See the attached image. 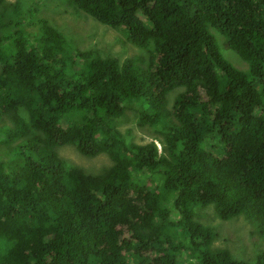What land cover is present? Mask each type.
Segmentation results:
<instances>
[{
    "label": "trees",
    "instance_id": "trees-1",
    "mask_svg": "<svg viewBox=\"0 0 264 264\" xmlns=\"http://www.w3.org/2000/svg\"><path fill=\"white\" fill-rule=\"evenodd\" d=\"M68 2L139 51L70 47L0 0V264H251L212 246L198 212L243 214L264 237V0ZM146 124L160 150L134 134ZM68 145L111 163L85 172Z\"/></svg>",
    "mask_w": 264,
    "mask_h": 264
},
{
    "label": "rangeland",
    "instance_id": "rangeland-1",
    "mask_svg": "<svg viewBox=\"0 0 264 264\" xmlns=\"http://www.w3.org/2000/svg\"><path fill=\"white\" fill-rule=\"evenodd\" d=\"M14 1V0H9ZM20 7L23 10L35 8L39 15L49 19V21L58 29L65 32L68 46L86 50L89 48L97 49V53H103L105 48L116 55L124 56L131 53V48L125 49L122 44L116 42V37L121 36L115 29L103 25L94 18L75 11L68 0H19ZM73 10L75 14H70ZM26 14V20L32 18L31 12ZM83 14L87 17L79 16ZM79 16V17H77ZM222 56L228 60L233 66L245 70L247 64L238 56V54L227 45L219 43ZM132 105L127 109L125 114L120 118L128 119V125L132 124L134 119V110ZM136 127V126H135ZM123 130V129H122ZM134 134L139 138L144 136L146 141L150 135V129L143 127L142 129L133 130ZM0 150H4L0 146ZM58 153L66 162L77 165L89 173H98L102 167L111 163L106 155H99L93 158H87L78 153L75 147L68 145L58 149ZM197 207L194 208L196 210ZM198 218L201 222L211 226L219 236L214 242L215 246L228 247L234 258L250 261L256 264L257 255L264 249V237L261 235L256 225L250 222L244 215L232 218L230 221H222L213 212L211 207L199 210ZM213 224V225H210Z\"/></svg>",
    "mask_w": 264,
    "mask_h": 264
},
{
    "label": "clouds",
    "instance_id": "clouds-1",
    "mask_svg": "<svg viewBox=\"0 0 264 264\" xmlns=\"http://www.w3.org/2000/svg\"><path fill=\"white\" fill-rule=\"evenodd\" d=\"M38 15H39V13H38ZM39 16H43V14L42 15H39ZM44 17V16H43ZM46 18V17H45ZM113 29V28H112ZM117 31V30H116ZM118 32V31H117ZM119 33V32H118ZM121 35V34H120ZM119 37H121V36H119ZM125 42V45H124V47H125V49H128V48H131L133 51L131 52V53H137L138 51H139V49L134 45V44H132V43H130L128 40H124ZM131 53H128V54H126V55H124V56H119V55H116V54H114V53H112L111 51H110V49H108V48H105L104 50H103V53H101V54H99L101 57H115V58H117L118 60H120V61H123L125 58H127V57H129V55L131 54ZM181 89H176V91H180ZM169 94H172V95H175V93H174V91H172L171 93H169ZM172 104H173V100H172V98L171 97H167V108H170L171 106H172ZM132 124L133 125H135L136 126V124H134V122L132 121ZM126 125H128V119H126V118H120V127H121V129H123V128H125V126ZM129 127H134V126H129ZM143 127H147V128H149L150 129V135L148 136V139H147V141H153L157 146H158V148H159V150H160V143H159V141L158 140H156V139H154L153 138V136H152V129L148 126V124H146V125H144ZM142 127V128H143ZM144 142H146V139H145V141ZM209 207H211L212 209H213V212H214V214L216 215V213H215V211H214V208L210 205ZM206 208H208V207H205V208H203V209H206ZM240 215H243V214H240ZM216 217H218L217 215H216ZM237 217V216H236ZM246 217V216H245ZM219 218V217H218ZM233 218H235V217H233ZM220 220H222V221H230L232 218H229V219H222V218H219ZM202 224L203 225H206L205 223H203L202 222ZM210 225H213V224H210ZM208 226V225H207ZM211 227V226H210ZM215 231V230H214ZM216 232V231H215ZM219 236V234H217V236H216V239H217V237ZM215 239V240H216ZM215 240H213V242H212V246H214V247H218V248H222V249H226L230 254H231V256L234 258V256H233V253H232V251L228 248V247H221V246H215L214 245V242H215ZM186 250V249H185ZM188 251L189 250H186V252L188 253ZM263 251V250H262ZM261 251V252H262ZM236 259V258H235ZM243 260V259H242ZM246 261V260H245Z\"/></svg>",
    "mask_w": 264,
    "mask_h": 264
}]
</instances>
